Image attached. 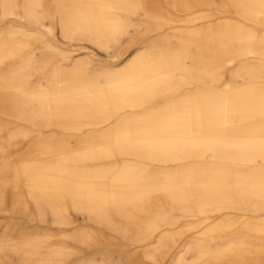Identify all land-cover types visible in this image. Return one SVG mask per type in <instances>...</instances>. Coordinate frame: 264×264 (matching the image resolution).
<instances>
[{"label": "bare ground", "instance_id": "bare-ground-1", "mask_svg": "<svg viewBox=\"0 0 264 264\" xmlns=\"http://www.w3.org/2000/svg\"><path fill=\"white\" fill-rule=\"evenodd\" d=\"M105 2L106 0H80L75 7L74 4H68L70 6L62 10L63 16L58 18L62 36L72 40H81L85 36L108 54L109 48L116 47V36L125 34L129 24L114 17L106 9ZM43 4V0H27L24 3L26 11L23 17L31 24L49 28L45 24L46 12L42 9ZM192 4H207V0H193ZM225 4L229 10L243 17V20L256 23L257 27H247L240 21L232 20L216 24L208 21L206 26L180 33L174 48H156L138 54L132 52L134 54L126 57L128 59L125 58V65L121 68L104 70L99 75L103 80L101 87H93L91 91H87L82 85L83 81L77 82L76 79L79 81L84 77L83 70L77 69V75L69 85L72 87L70 92L78 91L81 94L79 98L66 99V92L61 90L62 86H52V90L48 92L30 93L29 96L37 104L38 110L31 115L24 112L21 105L26 97L22 90L28 87L25 78L0 70V113L10 116H37L44 119L45 123L52 124L58 123L55 119L63 121L67 118L73 119L71 122H78L88 117L106 118L126 107L140 108V112L129 117V123L124 127L126 129H122L116 138H112L113 143L97 144L94 148L133 150L135 144L141 143L145 146L139 147V150H142L146 158L159 161L188 158L194 162L189 170L166 175L163 184H148L144 192L147 197L160 196L178 210L196 212L201 210L200 207L189 206V200L193 194L198 193L217 212L223 210L220 208L223 203H229V208L263 212L264 153L260 147L264 141V87L261 90L245 89L240 81L264 79V73L242 66L247 59L252 58L264 68V0H225ZM12 7L11 0H3L0 17L16 15L17 12ZM19 28L20 34L28 37L23 26ZM258 28H262L259 33ZM35 32L34 39L42 36L39 27L35 28ZM15 33L17 32L12 29L8 31L9 35ZM162 44L169 45L166 42L158 45ZM9 45V41L0 40V54L7 53ZM49 45L47 44L48 47ZM256 46H260L259 54H256ZM41 64H38L40 69H44V63ZM236 65L240 70L231 75L232 81L223 90L210 89L206 94L197 95L190 88H186L203 78L217 79L219 76L216 72L221 67ZM62 73L61 67L55 66L53 72L47 76L49 84L61 82ZM174 86L185 90L184 96L177 100L170 98L171 94L178 91ZM105 90L110 91L109 95L104 94ZM158 99L167 102L162 109L156 108L154 104ZM109 129L106 128L105 132ZM106 140L101 137L96 143ZM51 149L45 147L33 158L44 159L51 156ZM43 162L41 165L45 166L42 168L35 161L28 162L29 167L26 166L27 163H22L20 171L15 173L19 182L27 178L37 191L40 187L38 178L50 179L53 175L56 177L55 186L48 190L42 198L43 201L38 196L33 197L31 205L34 212L44 215L46 210H50L61 220L64 199L79 198L77 206L83 212L91 214L94 222L105 223L104 228L112 229L117 215L126 212L122 209L126 205L136 204L138 197L133 193V184L138 176L135 177L129 171L116 174L109 180V170L96 168L94 172H79L70 181L66 178L64 168L69 162L67 156L60 154L55 160ZM9 178L0 177V213L8 211L4 192L10 188L9 181L13 176ZM86 179L93 180L87 183L84 182ZM119 187L122 190H118ZM18 198L13 213H26L27 209L31 210L24 195H19ZM162 207L163 205L160 206ZM161 224L160 219L147 221L145 237L135 234L133 227L129 235L126 231L120 234L121 238L129 237L133 245L143 243L140 260L136 264H158L167 257L165 245L168 233H161L153 243L149 241L153 231ZM233 224L224 215L218 220H212L201 239L221 238L233 228ZM244 226L249 232L247 238H229L215 250L200 247L195 260L191 262L185 261L181 253L177 254L173 264H264V222H248ZM5 235L6 239L0 240L4 245L2 247L11 246L13 249L10 251L23 253L20 264H51L62 260L65 251L63 249L40 254L43 246L41 235L25 236L27 240L24 245L29 250L22 248L21 237L14 239L8 231ZM71 239L81 242L77 235H72ZM98 253L101 256L100 261L90 260L81 264H107L103 252ZM5 262L7 263L0 257V263ZM125 264H129L128 260Z\"/></svg>", "mask_w": 264, "mask_h": 264}, {"label": "rangeland", "instance_id": "rangeland-1", "mask_svg": "<svg viewBox=\"0 0 264 264\" xmlns=\"http://www.w3.org/2000/svg\"><path fill=\"white\" fill-rule=\"evenodd\" d=\"M2 1L0 0V10ZM26 1L11 0L12 9L17 14L0 17V40L10 42L7 53L0 54V70L25 78L28 87L22 90V93H26V97L21 105L24 112L30 115L38 111L37 104L29 96L30 93L48 92L52 90V86H62L61 90L66 92V99L79 98L81 94L78 91L70 92L72 87L69 85L77 75L75 73L77 69H82L84 72L82 80L76 79L77 82L83 81L82 85L87 91H91L93 87L97 89L101 87L103 80L99 75L104 70L121 68L128 59L126 57L134 53H146L156 48H174L177 46L180 33L191 32L206 26L208 21L216 24L220 21L232 20L240 21L247 27H257L256 23H249L231 9L229 10L225 0H207V4L203 5H193V0H106V9L114 17L121 18L129 24L128 31L123 35H117L114 39L116 47L109 48V53L106 54L103 48L92 44L91 39L85 36L81 40H72L61 34L58 18L63 16L62 10L67 9L71 4H74V7L77 6L80 0H43L42 9L46 12L45 24H48L49 28L31 24L24 19ZM56 8L60 13L55 12ZM47 11H50L49 14ZM161 21L166 23L163 24ZM162 24L163 27H161ZM20 26H23L25 35L28 37L20 34ZM36 27L42 31V36L38 39H34ZM262 28H258L257 33L261 32ZM10 29L17 33L9 35ZM161 42L169 45H158ZM47 44L51 46L48 47ZM255 51L259 54L260 46H256ZM41 62L44 63V69H40ZM55 66L61 67L63 80L50 85L47 76L53 72ZM242 66L264 73V68L252 58L247 59ZM239 68L237 65L221 67L216 72L219 78L213 80L203 78L186 88H190L197 95L206 94L210 89L223 90L225 85L232 81L231 75L237 73ZM240 83L245 89L261 90L264 87V79L257 81L248 79ZM174 88H178L177 94H171L170 98L177 100L184 96L183 88L179 89L178 86ZM109 92L105 90L104 94L109 95ZM154 104L156 108L162 109L167 102L158 99ZM141 110L126 107L106 118L88 117L78 122H71L73 119L67 118L63 121L55 119L58 123L52 124L45 123L44 119L37 116L20 114L10 116L0 113V177L13 176L9 181L10 188L4 192L5 207L8 211L0 213V240L6 239L7 231L11 232L10 237L14 239L21 237L22 248L29 250L30 248L24 245L27 240L25 236L27 234L41 235L43 238L41 255H45L49 250H65L62 260L51 262V264H81L90 260L98 262L101 259L98 253L100 251L107 258V264H125L127 260L129 264H136L140 260V248L143 243L133 245L129 237L121 238L120 234L126 231L129 235L133 227L135 234L145 237L147 221L160 219L162 224L153 231L149 241L153 243L161 233H168L165 245L167 257L158 264H173L177 254L181 253L185 261L191 262L195 260L200 247L215 250L229 238L230 240H239L242 237L245 239L249 232L244 223L264 222V210L258 213L249 212L229 208V203H223L220 207L223 210L217 212L215 207H211L207 200L203 201L198 193L193 194L189 200V206L200 207L201 210L196 212L178 210L172 203L167 202L166 198H160V196L150 198L144 194L148 184H163L166 175L191 169L194 163L191 159L172 161L149 159L142 150H139V147L145 146L141 143L135 144L133 150L115 147L94 148L100 144L113 143L112 138H116L122 129H126L124 127L129 123V117ZM108 127L109 131L105 132ZM101 137L107 140L96 143ZM45 147L52 148V155L44 159L42 157L34 159L37 152ZM57 149L60 150L57 151ZM60 154L69 158L64 168L67 173L66 178L70 181L77 173L94 172L96 168L109 170V180H112L111 177L114 175L127 171L135 177L138 176V180L133 184V193L138 197L135 200L136 204L126 205L122 209L126 212L117 215L114 228H104L105 223L94 222L91 214H86L77 206L79 198L64 199L63 220L57 219L55 213L50 210H46L44 215L33 211L31 205L33 197L38 196L42 200L48 190L55 186L56 177L53 175L50 179L38 178L37 183L40 187L37 191L27 178L19 182L15 173L20 171L22 163H27L26 166L29 167L28 162L35 161L40 164L39 168H42L45 166L41 165L43 161L55 160ZM92 180L86 179L84 182L90 183ZM118 190H122V187ZM19 195H24L32 212L29 209L26 213L12 212L19 200ZM161 205H163L162 208H160ZM223 215L234 223L233 228L226 233L228 235L219 237L221 241L219 238L202 240L209 223L220 219ZM72 235H77L81 242L73 241ZM2 246L4 245L0 243V257L7 261L3 264H20L23 253L10 251L13 249L11 246L9 248Z\"/></svg>", "mask_w": 264, "mask_h": 264}, {"label": "snow or ice", "instance_id": "snow-or-ice-1", "mask_svg": "<svg viewBox=\"0 0 264 264\" xmlns=\"http://www.w3.org/2000/svg\"><path fill=\"white\" fill-rule=\"evenodd\" d=\"M260 150H261L262 153H264V141L261 142Z\"/></svg>", "mask_w": 264, "mask_h": 264}]
</instances>
